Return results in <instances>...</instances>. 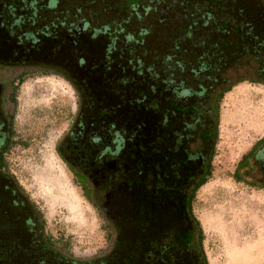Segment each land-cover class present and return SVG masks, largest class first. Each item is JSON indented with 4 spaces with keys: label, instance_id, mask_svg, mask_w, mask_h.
<instances>
[{
    "label": "rangeland",
    "instance_id": "374dc122",
    "mask_svg": "<svg viewBox=\"0 0 264 264\" xmlns=\"http://www.w3.org/2000/svg\"><path fill=\"white\" fill-rule=\"evenodd\" d=\"M210 1L126 0L118 5L117 9L124 13V23L115 26V33L133 36L127 39L135 45L131 59H140L144 67L152 66L158 74H164L169 66L174 77L186 79L194 91L205 89L199 106H187L181 98L170 107L169 97L159 106V97L150 91L145 95L146 103L125 104L127 134L135 133L134 143L142 153L148 148L157 152L179 146L181 136L175 132L187 126L192 132L194 125L208 130L210 117H199L203 115V105L207 104L208 109L221 90L232 86L220 102L217 144L210 143L212 148L208 150L212 176L198 190L193 212L201 224L209 264H230L237 244L249 264H264V186L250 184L251 174L248 177L246 171L236 175L243 156L264 135V0ZM15 13L16 18L25 17V22L19 28L14 26L13 33L0 18V60L62 65L87 89L91 81L99 85L103 82L102 66L95 71L93 65L100 64L102 58L106 60L108 37L84 36L75 40L72 32L59 27L47 31L31 25L24 10ZM28 31L37 41L27 40ZM124 37L116 49L127 53L128 59ZM81 58L83 64H79ZM22 70L0 67L5 108L13 115L14 144L5 156L6 171L43 215L52 243L69 257L90 261L110 254L116 245L126 247V242L117 243L114 227L87 197L59 154V144L79 109L77 90L63 77L39 71L23 74L19 82ZM11 83H15L12 88ZM147 84L141 83L142 94L148 90ZM10 95L15 104L8 101ZM130 112L134 117H129ZM201 133L198 130L197 135ZM194 141L190 138L187 144L191 152L198 148ZM155 152V157L167 155L165 149L162 154ZM138 155L141 158L139 152ZM168 157L170 163L180 160L182 154L169 152ZM190 159L183 167L184 175L196 174L201 165L197 155H190ZM175 167L169 172L156 166L142 168V190L148 198L163 197L167 189L160 183L164 180H183ZM256 172L261 174L258 169ZM233 224L236 235L228 239L222 227ZM157 247L154 244L152 249ZM173 252L165 254L164 262L168 263ZM152 258L149 254L147 261Z\"/></svg>",
    "mask_w": 264,
    "mask_h": 264
},
{
    "label": "trees",
    "instance_id": "16d2710c",
    "mask_svg": "<svg viewBox=\"0 0 264 264\" xmlns=\"http://www.w3.org/2000/svg\"><path fill=\"white\" fill-rule=\"evenodd\" d=\"M124 1L126 0H11L8 2L3 0L0 18L2 25L11 33L14 31V26L19 28L25 22L23 16L16 18L15 12L18 9L27 12L31 25L44 27L47 31L56 27L67 29L81 20H91L103 30L110 28V32H115L117 31L115 26H122L124 23L121 19L124 13L117 9ZM213 2L217 1L213 0ZM11 19H14L13 23H10ZM26 38L37 41L32 31L26 35ZM0 64L9 67L28 65L26 73L39 71L57 74L64 78L63 74L43 68L38 69L37 63L0 62ZM20 78L23 79V74ZM14 84L11 83L10 87L12 88ZM231 88L232 86L221 90L213 102L214 145L217 144L219 136L220 102ZM8 101L15 104L12 95ZM12 122L11 114L8 121L4 120L3 125H0V264H209L204 250L201 224L193 212V203L198 190L207 184L212 176L209 156L196 174L190 175L185 180L173 178L169 181L174 185L177 194L172 200L167 188L169 182H161V186H166L167 189V192L162 194V198L156 195L148 198L142 190L143 194L140 196L130 195L124 202L116 203L119 205L116 207L118 213L107 220L115 229L117 243L126 242L129 245L126 247L116 245L106 256L80 261L55 247L46 234V221L43 215L26 195L16 178L5 169V156L14 144ZM131 145L134 146V143ZM136 147L139 146L134 148L136 153L141 154L140 172L142 168L152 167L156 162V167L165 171L169 172L171 167L176 166L178 174L182 173L185 164H180L177 158L171 164L168 162V154L164 155V158L157 159L154 150L152 152L149 148H145L146 151L142 153ZM152 148L155 149L154 146ZM164 149L167 153L166 148H161L155 154L164 153ZM253 154L264 159V137L243 156L236 175ZM140 180L143 182L141 178ZM154 244L158 247L152 249ZM172 250L174 252L169 257L171 259L168 263L164 262L163 258L167 257L165 254ZM149 254H152L153 258L147 261Z\"/></svg>",
    "mask_w": 264,
    "mask_h": 264
},
{
    "label": "flooded vegetation",
    "instance_id": "af4514ba",
    "mask_svg": "<svg viewBox=\"0 0 264 264\" xmlns=\"http://www.w3.org/2000/svg\"><path fill=\"white\" fill-rule=\"evenodd\" d=\"M59 28L72 32V36L75 40L84 36H91L92 38L108 37L110 41L105 51L106 55L104 59L106 60L103 62L102 58L99 62L101 65H93L95 71H97V69L99 70L102 66L101 71L103 73H100L104 74L103 76H105V78L100 85L96 83L97 81H91L88 89L92 92L83 84L79 83L77 79L72 76L70 69L65 66L37 63V67L38 69L43 68L53 73L63 74L64 79L69 81L77 90L80 104L79 109L74 117L70 130L65 134L59 144V154L78 181L80 187L85 191L87 197L101 209L105 217L113 218V216H116L118 213L116 207H119V205L116 203L124 202L130 195L140 196L143 194L142 184H140L141 159L134 150L137 145L134 143L136 137L135 133L130 135L127 134L125 104L141 103V101L145 102V95L150 91L155 92V95L159 97L156 99L158 100L156 104L159 106L165 97H169L167 99L170 107L172 105L171 103L180 101L181 98L187 106H199V103L202 102V98L205 96V89L200 88V90L194 91L191 85L187 83L186 79L179 80L175 78L174 72L168 70L169 66H167V71L164 74L156 73L153 71L154 68H152V66H149L152 70L147 72L146 69L149 68L144 67L140 59H131L130 57L135 51L133 48L135 45L133 46V42H128L127 39L133 36L124 37L120 32L115 33L110 32V30H103L101 26L98 27L94 25L91 20H81L69 26L67 29L63 27ZM123 37L124 40H126L123 42V45L129 49L128 59L126 58L127 53L116 49L117 42L121 41ZM0 62L6 61L0 60ZM83 62V58L79 59V64H83ZM0 67L13 69L22 68L21 74H24L29 66L20 65L9 67L0 64ZM20 76L21 75H19L17 80L19 82L22 79ZM141 83H148V90L143 94L140 92ZM3 91V85H0L1 126L3 125V121H8L11 115L5 108L6 104L3 99ZM187 91H189L188 94ZM196 99L199 101L197 104L193 105L191 102ZM206 105L207 104L203 105L205 109L203 110V115L199 117L200 119H204L205 116H209L212 121L210 128L204 131V126L200 129L198 126L194 125L193 131L190 132L186 125L187 127L185 129L175 132L181 136V143L179 146L176 145L175 147L166 148L167 154L169 152L173 154L179 152L180 155L182 154V158H179L180 164L184 163L185 166L192 160L190 159V155H197V161L201 160V165L198 167L196 173L200 170L207 158L208 150L212 148L210 145H213V137L210 133H212L214 128V104L212 103L209 107L210 110L209 108L207 109ZM168 111L170 115H173L174 111L172 109L169 108ZM129 117H134V113L130 112ZM199 117L197 116L195 119L198 121ZM198 130L202 132L200 137L197 135ZM190 138L193 139V141L196 139L193 145H198V148H192L193 152L190 151L191 145H187L189 144L188 141ZM202 138H204V140ZM132 143H134V146L131 145ZM184 143L185 146H183ZM172 163L174 162L171 161V164ZM153 166H157V163L155 162ZM257 169L260 170L261 174L256 172ZM237 170L238 166L236 167V172ZM241 171H246L248 177L249 174H251V178L249 179L250 184L254 186H264L263 158H259L253 154L248 158L246 164L241 166ZM155 174L157 176V173ZM180 174L184 180L190 176L184 175L183 173ZM170 180L172 179H169V181ZM163 182H168V179ZM167 188L169 189V197L172 200L173 196L177 195L175 194L176 189L170 182Z\"/></svg>",
    "mask_w": 264,
    "mask_h": 264
},
{
    "label": "bare ground",
    "instance_id": "6f19581e",
    "mask_svg": "<svg viewBox=\"0 0 264 264\" xmlns=\"http://www.w3.org/2000/svg\"><path fill=\"white\" fill-rule=\"evenodd\" d=\"M244 204V203H243ZM245 207V206H244ZM246 208V207H245ZM244 208V209H245ZM240 211V210H239ZM242 214V216H244V213H241ZM256 217V216H255ZM219 219V218H218ZM220 222V221H219ZM222 229H223V232H224V234H225V236L226 237H228V239H229V237L231 236V234H232V236L233 237H235V229H236V227H235V225L233 224V225H225V226H223L222 227ZM241 240V239H240ZM246 242V241H245ZM244 242V243H245ZM235 247H234V253L232 254V260H231V262H230V264H249L248 263V261L249 260H247V258L248 257H246V256H243L244 254L243 253H241V251H240V248H238V244L237 245H234Z\"/></svg>",
    "mask_w": 264,
    "mask_h": 264
},
{
    "label": "crops",
    "instance_id": "0c3cea01",
    "mask_svg": "<svg viewBox=\"0 0 264 264\" xmlns=\"http://www.w3.org/2000/svg\"><path fill=\"white\" fill-rule=\"evenodd\" d=\"M263 137H264V135H263L261 138H263ZM261 138H259L258 140H260ZM258 140H257V141H258ZM257 141H256V142H257ZM256 142L252 145L251 149H250L247 153H249V152L252 150V148H253V146L256 144Z\"/></svg>",
    "mask_w": 264,
    "mask_h": 264
}]
</instances>
